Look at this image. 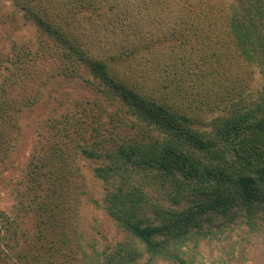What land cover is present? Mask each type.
Here are the masks:
<instances>
[{
    "label": "trees",
    "instance_id": "16d2710c",
    "mask_svg": "<svg viewBox=\"0 0 264 264\" xmlns=\"http://www.w3.org/2000/svg\"><path fill=\"white\" fill-rule=\"evenodd\" d=\"M3 1L35 33L0 54V165L22 115L49 112L27 173L37 240L17 253L26 234L1 212L0 264H195L185 248L230 256L232 236L264 263V0ZM79 79L102 96L53 95ZM77 158L98 163L103 249L81 229Z\"/></svg>",
    "mask_w": 264,
    "mask_h": 264
},
{
    "label": "rangeland",
    "instance_id": "374dc122",
    "mask_svg": "<svg viewBox=\"0 0 264 264\" xmlns=\"http://www.w3.org/2000/svg\"><path fill=\"white\" fill-rule=\"evenodd\" d=\"M220 2H223L219 0ZM34 29L28 23L21 19V14L16 12L11 2H0V54L9 49L11 40H29L34 35ZM86 78H91L89 70H83ZM259 76L256 75L251 80V86L257 87L256 81ZM55 87V86H54ZM63 89H55L53 95L68 92L74 97L96 98L102 96L92 88L86 87L81 79L74 83L62 82ZM49 102L37 106L33 111H27L23 116V124L25 134L20 143L19 149L14 152L5 164L0 165V213H4L9 217L18 221L19 229L25 232V236L18 237L17 253L30 252V241H36L37 215L32 210V195L28 192V164L34 151V144L40 131L37 129L39 120L48 118ZM46 132V131H45ZM43 132V133H45ZM43 144L41 142L40 146ZM40 152H45L41 151ZM80 170L86 175L88 186L86 187L87 198L82 201L80 207V218L83 227L89 236H93L100 249H103L106 243H111L115 236L116 228L111 218L106 214L100 206L94 205L90 199H96L101 203L102 194L104 193L102 183L97 181L93 175V169L98 164L90 160L76 159ZM50 232H54L51 236L59 235V228H51ZM0 235L2 233L0 232ZM29 240V243H28ZM226 248L231 253L230 256L225 255L218 247L208 245L202 242L197 248L189 250L184 249V257L193 258L195 264H264L258 253V244L252 242L240 245L237 237H230L226 242ZM37 263V262H36ZM14 264H22L16 262ZM156 264H170L168 262H157Z\"/></svg>",
    "mask_w": 264,
    "mask_h": 264
}]
</instances>
